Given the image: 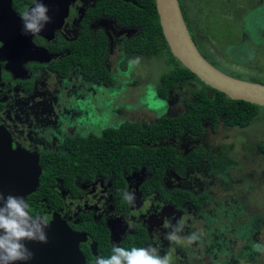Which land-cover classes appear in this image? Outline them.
Masks as SVG:
<instances>
[{
  "label": "flooded vegetation",
  "instance_id": "flooded-vegetation-1",
  "mask_svg": "<svg viewBox=\"0 0 264 264\" xmlns=\"http://www.w3.org/2000/svg\"><path fill=\"white\" fill-rule=\"evenodd\" d=\"M126 1L130 0H41L51 22L32 36L22 32L20 14L37 0H0V126L16 148L37 157L41 175L59 166L71 151H90L93 143L109 142L111 131L124 135V128L135 125L138 134L161 117L188 108L153 118L119 104L126 94L138 103V77L117 80V73L125 69L121 56L138 58V52L126 50L138 35V24L124 25L113 15L114 7ZM242 3L251 10L263 6L264 0ZM258 15H246L236 34L238 42L244 34L264 39V11ZM256 43L257 56L264 53V44ZM115 54L117 67L111 62ZM160 84L156 96L169 99L174 90L161 98ZM201 125L146 142L154 148L171 147L175 158L170 160L142 161L137 154L129 163L93 162L107 167L93 174L54 176L40 193L26 196L30 213L46 215L48 222L56 217L79 234L86 264L110 256L114 244L126 249L152 246L159 255H167L170 264H264V259H257L264 257V203L259 211L255 199L248 197L264 185L252 179L255 152L250 150L257 147L264 157V142L246 139L240 150L230 135L220 133L245 127L227 124L222 117ZM239 166L247 168L246 174L240 176ZM14 173L9 168L3 175L14 180ZM244 176L248 188L242 186ZM13 191L10 187L8 194ZM126 191L134 193V204L123 199ZM178 222L182 229L170 241L166 235Z\"/></svg>",
  "mask_w": 264,
  "mask_h": 264
},
{
  "label": "trees",
  "instance_id": "trees-1",
  "mask_svg": "<svg viewBox=\"0 0 264 264\" xmlns=\"http://www.w3.org/2000/svg\"><path fill=\"white\" fill-rule=\"evenodd\" d=\"M113 15L124 25L138 24V35L132 37L126 45V50L129 53L138 52V55H143L148 59L168 53L176 61V66L173 69L160 75L159 80L161 84L157 91L159 97L166 98L170 89L175 90L185 82L199 81L202 86L193 91L192 98L188 101L187 110L181 114L163 116L157 122L146 126L144 130L140 131L138 129V134L134 132L135 125H128L123 129L124 135L111 131L106 137V140L109 142L104 141L97 145L93 143L94 150H75L69 152L65 158H62V161L60 160L59 166L45 169L40 178L39 188L31 194L32 197L35 193L36 195L40 193L54 176H71L74 173L89 175L95 173L96 170L107 168L98 167L93 162L113 160L117 161V163L120 161L129 163L137 158V154L138 160L142 159V161L170 160L175 158V156L171 155L173 153L171 147L154 148L148 146L146 142L171 133L180 134L184 129H200L203 127L201 121L206 119L217 121L222 117L227 124L246 127L259 112L258 107L260 105L244 100L232 99L222 91L212 88L173 55L163 33L155 0H130L122 2L114 7ZM238 41V39L233 40L227 43L225 48L219 46V49L221 52L231 55L235 59L228 50L232 44H237ZM209 90H212V95L209 94ZM151 134L156 136L152 137ZM137 140L138 150L135 148ZM262 149L264 152V146Z\"/></svg>",
  "mask_w": 264,
  "mask_h": 264
},
{
  "label": "rangeland",
  "instance_id": "rangeland-1",
  "mask_svg": "<svg viewBox=\"0 0 264 264\" xmlns=\"http://www.w3.org/2000/svg\"><path fill=\"white\" fill-rule=\"evenodd\" d=\"M184 5V14L189 24L190 31L194 36L195 42L199 50L212 62L216 67L226 72L229 75L255 81L264 84V53L261 51L257 56L248 62L236 61L229 55L221 52V48H225L227 43L237 40L240 24L246 21V15L249 19H253L254 15H258V11H264V5H258L256 9L247 10V7L241 5L242 2L248 0H181ZM240 4V6H238ZM252 11V12H251ZM259 16V15H258ZM247 25V24H246ZM197 34H195V32ZM125 69H121L117 73L118 81H131L134 77H138V103L135 105L126 94L122 103L123 108L128 112L137 113L138 116L158 117L166 112H182L188 107V101L192 98V93L195 89L202 86L199 81H189L180 85L174 90L169 99H160L156 96V85L160 81V75L170 71L176 66V61L173 57L165 53L159 57L146 58L143 55H138L137 59H129L122 57ZM118 54L112 55L111 62L114 67L119 65ZM131 62V63H130ZM131 64V65H129ZM138 67V71L135 72ZM119 84H122L119 82ZM126 92H128L126 90ZM131 95H134L132 93ZM259 112L252 122L245 128L229 131L225 130L220 133L221 136L230 135L234 146H241L247 140L257 144L259 141L264 142V107H258ZM236 135H239L235 138ZM235 139V141H234ZM244 148V147H242ZM255 152V160L252 164L255 181L260 179V184L264 181V157L258 155L257 147L250 148ZM242 154V151L238 152ZM257 153V155H256ZM240 172V176L246 174L247 168ZM251 168H249L250 170ZM245 171V173L243 172ZM242 186L248 188L251 185L247 184L246 176L243 178ZM257 180V181H258ZM258 183V184H259ZM257 185V183H256ZM241 186V187H242ZM250 199H255L256 209L262 211L264 203V185L259 186V189L253 190L249 196ZM264 241V228L260 235ZM263 256L257 259H264Z\"/></svg>",
  "mask_w": 264,
  "mask_h": 264
},
{
  "label": "water",
  "instance_id": "water-1",
  "mask_svg": "<svg viewBox=\"0 0 264 264\" xmlns=\"http://www.w3.org/2000/svg\"><path fill=\"white\" fill-rule=\"evenodd\" d=\"M164 36L173 55L207 85L222 91L230 98L244 100L264 106V84L241 79L227 74L210 62L199 50L184 18L179 0H155ZM244 34L241 41L232 45L229 52L236 60L246 62L256 56L257 41ZM212 95V90H209ZM8 161L9 165L2 164ZM37 157L15 147L9 133L0 126V193L6 197L13 194L23 196L37 191L42 168ZM14 168V180L8 179L7 170ZM25 169V174L21 170ZM11 192L8 194V189ZM45 228L47 243L27 241L26 247L32 253L27 261L15 264H86L80 251L79 234L54 217ZM23 242V241H22Z\"/></svg>",
  "mask_w": 264,
  "mask_h": 264
},
{
  "label": "clouds",
  "instance_id": "clouds-1",
  "mask_svg": "<svg viewBox=\"0 0 264 264\" xmlns=\"http://www.w3.org/2000/svg\"><path fill=\"white\" fill-rule=\"evenodd\" d=\"M48 11L47 6L37 0L20 14L22 32L32 36L42 32L45 25L51 22ZM123 199L129 204L135 203L132 192H124ZM49 224L46 215L30 213L25 197L11 194L5 197L0 193V264H15L16 261L31 259L32 253L22 241L47 243L45 228ZM181 229L182 224L178 222L166 238L170 241L177 239ZM95 264H170V258L159 255L152 246L126 249L114 244L112 254L107 258L97 257Z\"/></svg>",
  "mask_w": 264,
  "mask_h": 264
}]
</instances>
